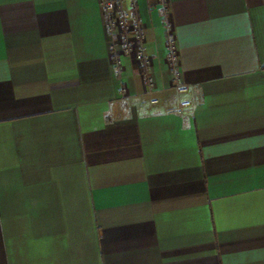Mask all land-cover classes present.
Instances as JSON below:
<instances>
[{
	"label": "crops",
	"instance_id": "crops-1",
	"mask_svg": "<svg viewBox=\"0 0 264 264\" xmlns=\"http://www.w3.org/2000/svg\"><path fill=\"white\" fill-rule=\"evenodd\" d=\"M124 3L0 0V264H264V0Z\"/></svg>",
	"mask_w": 264,
	"mask_h": 264
},
{
	"label": "built area",
	"instance_id": "built-area-1",
	"mask_svg": "<svg viewBox=\"0 0 264 264\" xmlns=\"http://www.w3.org/2000/svg\"><path fill=\"white\" fill-rule=\"evenodd\" d=\"M100 7L105 18V26L109 32H115L119 35L123 51H128L133 44L141 43L143 39L142 26L139 22L137 13L132 8L127 7L124 0H99ZM129 35L134 36V42L129 39ZM166 62L174 74L178 73V52L174 38L171 33L166 36ZM139 57L143 55V49L137 51ZM177 93H183L188 90L187 84L176 80L174 85ZM189 105V101L179 99L177 101V110L181 111Z\"/></svg>",
	"mask_w": 264,
	"mask_h": 264
}]
</instances>
